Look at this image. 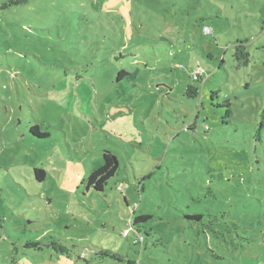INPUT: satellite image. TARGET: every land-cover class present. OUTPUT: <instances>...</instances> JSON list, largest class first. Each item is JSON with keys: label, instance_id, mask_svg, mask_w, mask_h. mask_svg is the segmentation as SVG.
Here are the masks:
<instances>
[{"label": "rangeland", "instance_id": "rangeland-1", "mask_svg": "<svg viewBox=\"0 0 264 264\" xmlns=\"http://www.w3.org/2000/svg\"><path fill=\"white\" fill-rule=\"evenodd\" d=\"M136 258L264 264V0H0V264Z\"/></svg>", "mask_w": 264, "mask_h": 264}, {"label": "trees", "instance_id": "trees-1", "mask_svg": "<svg viewBox=\"0 0 264 264\" xmlns=\"http://www.w3.org/2000/svg\"><path fill=\"white\" fill-rule=\"evenodd\" d=\"M208 30V29H207ZM209 31V30H208ZM207 31V32H208ZM246 42V41H245ZM244 43V42H243ZM243 43H236L234 46L233 59L235 60V66L238 68L240 66H246L249 63V52L243 46ZM203 71L200 67H196L190 74L191 79L194 82H199ZM127 75V72L121 70L117 73V80H120V77ZM199 94L198 88L189 85L185 88L184 96L188 98H195ZM219 107H224V115L223 119H228L231 115V109L228 102H224L221 105H217ZM29 134L32 137L43 138L47 136V133H42L39 131L38 125H31L29 127ZM119 167V162L117 156L110 150L105 149L102 151V164L95 170L91 171L88 177L85 180V187L91 188L97 192L103 190L106 182L115 176ZM34 178L36 181H42L44 179L45 172L42 169L34 168L33 169ZM197 219L201 217H196ZM151 219V216L148 214H139L137 216H133L128 220V230L129 235H133L132 245L138 246L139 249L137 254L140 255V252L143 250V242L145 240L142 235V231L147 235V230L142 228V224L146 223ZM118 258V257H117ZM119 259V258H118ZM128 264H140V261L136 258L135 260H127Z\"/></svg>", "mask_w": 264, "mask_h": 264}, {"label": "built area", "instance_id": "built-area-1", "mask_svg": "<svg viewBox=\"0 0 264 264\" xmlns=\"http://www.w3.org/2000/svg\"><path fill=\"white\" fill-rule=\"evenodd\" d=\"M208 31V30H207ZM128 233H129V230L128 229H126L124 232H123V235L124 236H127L128 235Z\"/></svg>", "mask_w": 264, "mask_h": 264}]
</instances>
